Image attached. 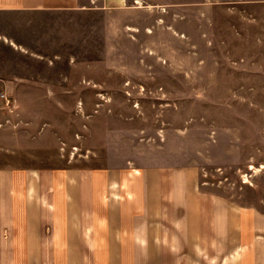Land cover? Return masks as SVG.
<instances>
[{
    "label": "crops",
    "instance_id": "1",
    "mask_svg": "<svg viewBox=\"0 0 264 264\" xmlns=\"http://www.w3.org/2000/svg\"><path fill=\"white\" fill-rule=\"evenodd\" d=\"M219 1L0 0V134L15 133L0 139V264H264V197L211 179L224 159L264 175L260 147L208 154L260 141L245 135L261 126L245 97L264 96V0ZM140 33L157 34L152 50ZM105 95L132 111L156 97L155 136L146 148L132 139L119 166H55L60 152L41 166L18 138L53 127L22 111L51 103L80 117L84 97L96 107Z\"/></svg>",
    "mask_w": 264,
    "mask_h": 264
},
{
    "label": "rangeland",
    "instance_id": "2",
    "mask_svg": "<svg viewBox=\"0 0 264 264\" xmlns=\"http://www.w3.org/2000/svg\"><path fill=\"white\" fill-rule=\"evenodd\" d=\"M217 2H220L217 0ZM167 40L172 41V37L168 33ZM139 37L143 40L150 43V50L156 46L157 34L145 35L143 33L139 34ZM147 53H149L147 51ZM148 59L152 61V57L149 56ZM156 70V67L154 68ZM137 70V69H136ZM172 70V64H171ZM25 98V97H24ZM29 98V97H26ZM25 98V100H26ZM41 97H35L37 102H39V107L44 108L43 105H40ZM77 97H54L55 100L64 101L65 105L72 108L73 104H76L75 100ZM137 101L133 103L136 107L132 110L125 106V97H112V96H102L101 105L95 107L94 101L95 97L86 96L85 100V111L80 113V117L77 116L76 112L72 111H52L50 110L52 104H47L49 110H38L34 113L22 111L21 116L23 122L29 123V120L33 121L35 124H41L43 122H50L53 124V127L43 128L41 133L36 130L35 138L27 134L28 130L33 131V128L22 129L20 132L19 139L23 142L32 143L29 145L35 156L38 158L39 165L45 166L51 159L52 155L57 156L60 152L61 161L55 160L53 165H67L68 161H72L74 157L77 160H73V164L80 167H94V166H104L109 163H113L114 166H119L122 164L124 158L121 155H129L133 151V142L132 139L136 137H142L140 146H143L146 142L152 140L155 136L157 119V106L156 97H136ZM246 107H256L255 111H246L248 115V120H254L258 123L254 133L253 128H247L245 135L248 136H258L260 141L255 144H241V145H232V144H215L212 147L208 145V154L213 156L214 162H221L219 160V149L224 147L227 151H236L239 147V154L241 158L244 159L249 154H251L255 148L260 147V151L257 152L258 161L261 162L264 160V96H246ZM113 100V102H111ZM116 101V102H114ZM113 103V112L109 111V104ZM261 103L262 110H259ZM7 105V116L10 119L19 118L20 110L17 107L16 102L8 101ZM249 109H252V108ZM37 108V106L35 107ZM133 116V119L129 118V121H125L127 117ZM7 117L0 109V122L5 120ZM144 118L145 120H142ZM7 120V122L10 121ZM146 119L148 120L146 122ZM128 122V123H127ZM85 124L84 128L80 126ZM0 125H3L2 123ZM2 130V127H0ZM1 132V131H0ZM35 129L33 131V135ZM233 133L235 136L242 135V130L234 129ZM13 132H6L0 134V139L4 135L7 136V139H10V135H14ZM31 137V138H30ZM24 143L25 145H28ZM50 145V146H49ZM235 146V149L233 148ZM45 147H48L45 149ZM113 150V161L109 158L111 154L110 151ZM224 151V150H223ZM226 152V151H225ZM25 155V154H24ZM85 155V156H82ZM225 155H228L225 153ZM78 157H83L78 160ZM46 158H48L46 160ZM123 159V160H122ZM136 162L141 163V156L135 158ZM223 164H225L222 171L216 173L214 172L213 180H221L224 178L228 188L226 193L231 196L235 195L237 190L241 188V192L244 191L245 197L252 199L253 197L259 198L264 197V175L254 176L252 171H249L246 167L236 166L235 162L231 159L226 161L224 159ZM227 166V167H226ZM237 167V168H236ZM221 169V168H220ZM213 171H216L212 167ZM212 177V176H210ZM255 179V181H253ZM246 182L244 184L242 182ZM230 184V185H229ZM252 184V185H251ZM253 184L257 185L253 187Z\"/></svg>",
    "mask_w": 264,
    "mask_h": 264
}]
</instances>
